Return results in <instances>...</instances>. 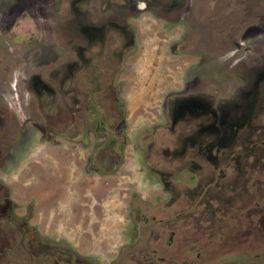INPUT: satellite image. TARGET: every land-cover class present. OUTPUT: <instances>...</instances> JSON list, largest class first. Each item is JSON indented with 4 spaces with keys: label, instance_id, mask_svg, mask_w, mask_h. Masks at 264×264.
Instances as JSON below:
<instances>
[{
    "label": "rangeland",
    "instance_id": "1",
    "mask_svg": "<svg viewBox=\"0 0 264 264\" xmlns=\"http://www.w3.org/2000/svg\"><path fill=\"white\" fill-rule=\"evenodd\" d=\"M162 1L150 7L159 8ZM166 1L171 7H166L164 21L149 11H138L137 17L133 11L125 18L135 36L116 74L119 121L106 101L105 111L94 106L97 116H91L83 140H76L79 135L71 128L68 137L66 116L59 120L63 106L45 95L32 100L33 88L23 89V82L18 92L23 89L25 104L0 105V148L4 156L17 157L0 164V214L5 212L0 216V264H264V84L247 89L248 96L241 94L247 72L264 67V0H217L214 5V0ZM62 4L68 7L62 0H0V89H9L8 74L16 66L23 63L30 74L29 67L40 62L38 55L48 67H60L55 62L60 29L67 26L75 34L77 29L71 21H51L69 14ZM105 6L107 11L115 8L113 3ZM47 42L52 46L46 47ZM46 77L51 79V73ZM43 85L57 90L53 82ZM253 89L260 90L253 94ZM185 96L212 104L215 113L240 104L238 121H233L239 126L232 139L223 138L218 151L209 149L212 158L198 162L194 174L187 170L186 158L173 164L181 170L160 177L146 168V160L164 171L175 163L164 160L168 152L179 158L198 153L180 126L168 128V102ZM117 127L121 134L114 132ZM98 130L115 143L97 146L103 136L97 137ZM113 146L122 152L118 155ZM42 150H52L48 163L65 161L71 167V180L85 176L91 187L99 183L108 192L110 205L102 207L101 218L88 219L86 230L99 225L88 250L87 238L56 234L54 218L47 224L38 215L43 210L31 211L39 189L25 193L18 187L24 172L28 181H38L40 176L24 165L38 161ZM58 150L65 154L56 155ZM79 183L85 192L90 188L88 181ZM27 195L32 201L25 200Z\"/></svg>",
    "mask_w": 264,
    "mask_h": 264
},
{
    "label": "flooded vegetation",
    "instance_id": "2",
    "mask_svg": "<svg viewBox=\"0 0 264 264\" xmlns=\"http://www.w3.org/2000/svg\"><path fill=\"white\" fill-rule=\"evenodd\" d=\"M98 1V4L95 5L93 0H62L68 7H64L63 4L62 6L68 10L69 14H63L61 19L51 21H71L72 28H74L73 25L76 23L77 29L76 34L74 29L71 30V33H74L73 35L69 33L67 26L66 29H60L59 36L56 40V46H58L60 55L56 56L55 60L56 64L60 67H48V61L42 62L39 57L40 55H38L39 53L34 52L33 56L37 57L38 55L37 58L40 62L32 68L29 67L30 74H26V68L23 63L11 69L10 74H8L9 89L6 91L0 89L1 106L10 104L9 102L25 104L22 100V94L24 95L23 89H29L30 91L31 87L34 92L30 97L32 100L39 102L42 95H45L54 105L58 106L59 104L67 109L65 114L63 107H60L63 113H61L62 116L59 117V120L64 119V115L66 116V124H63L66 130L65 134L72 138L69 133L71 129H73L74 133L79 135L76 137V140L79 138L81 140L84 139V129L86 125H89L91 116L92 118L97 116L95 105L101 106L105 111L107 107L105 102L107 101L109 109L112 108V111L109 112L110 115H113L116 121L120 120L121 114L119 110H121V101L117 93L118 86L115 85L116 74L122 66L123 61L132 51L133 38L135 36L133 25L126 23L125 18L133 11H135L134 14L138 11H149L153 13V15L160 13L157 16L162 18L166 11V7H171V4L163 0L159 8H152L150 4L155 3V0H115V2H112L115 5L114 10L110 9L107 11L109 7L105 6V3H108V5L112 3L106 0ZM216 1L217 0H214L211 5H214ZM176 5L177 4H174L173 6L174 10L177 9V7L175 8ZM67 15L68 17L65 19ZM135 16L137 17V14H135ZM163 19L164 18H162V21H164ZM81 21H83L82 24H80ZM150 27L152 28L153 25L151 24ZM158 29L161 32H166L164 27H159ZM13 37L15 40L22 38V36ZM55 38L56 35H54L49 42L53 41ZM45 45L48 48L52 46V44L48 42ZM189 51L190 50H188V52ZM225 51L227 52V50ZM60 58L61 60L59 61ZM48 69L51 70V72L48 71ZM50 73L51 79H48L46 76ZM26 77L29 78L26 79ZM246 79L247 84L243 81L245 85L243 84L241 90L243 96H248L247 89H251L254 85L258 88L263 87L264 67H262L260 71H254L253 73H249L248 71ZM44 81L55 83L57 85V90L53 87L51 88L43 85ZM21 82L24 83L22 85L23 89L21 92H18L19 89L22 88L19 84ZM259 90L260 89H253L252 93L257 94ZM234 96L235 95H232V97ZM57 98H59V100ZM57 101L59 103H57ZM68 103H70V108L68 107ZM20 104H18V106ZM168 104L169 114L166 115L168 128L173 130L175 127L180 126L183 132H185V136H189L187 144L194 143V147L198 152H196L197 156L179 158L173 156V152H168V156H166L167 158H164V160L166 162L170 161L175 163H169L168 168H165L164 171L155 167L147 160L144 163L150 172H155L160 177H164L168 174L171 176L172 171L181 170L182 168L174 165H179L181 161L184 162L183 160L188 158L189 161L185 163L190 165V167L187 166V170H189L190 173L192 172L191 174H194L193 167H196L198 162L212 158L207 152L211 153L210 150L218 151L221 146L225 145V143H223V138L234 134L233 132L236 131L235 127L239 126L235 123L238 121L237 115L241 111V105L233 102L229 110L217 107L220 110L219 113H215L212 109V104L201 101L196 96H185L180 99H174L168 102ZM76 109L78 110L74 115ZM89 112H91V115ZM233 121H235V123ZM98 131L101 132V130ZM121 131L122 130L117 127L114 132H119V134H121ZM100 132H97V137L102 136L101 134H103V136L101 139L98 138L97 146L103 143L109 146L114 142L113 139L106 136V133ZM232 137L233 135L230 139H232ZM15 139L16 137L13 143H16ZM230 139L228 142L232 143ZM114 147L115 146H113V148ZM148 149H151V147H148ZM67 150L71 151V148H67ZM115 152L119 155L122 152L121 148L115 149ZM171 153L172 155H170ZM16 158V154L4 156V151L0 148V164L2 160L14 161ZM85 163L88 162L85 160ZM164 184H167V182L164 181ZM2 193L3 197H5L7 192L2 190ZM8 204H10L9 200L5 205ZM4 213L5 212H2L0 216L4 217ZM8 218H10V216H8ZM28 243H32L31 239H29ZM39 247L41 248V244H39ZM53 263L56 264L55 262Z\"/></svg>",
    "mask_w": 264,
    "mask_h": 264
},
{
    "label": "crops",
    "instance_id": "3",
    "mask_svg": "<svg viewBox=\"0 0 264 264\" xmlns=\"http://www.w3.org/2000/svg\"><path fill=\"white\" fill-rule=\"evenodd\" d=\"M49 151L50 152H47V150L39 151L38 161L36 158L33 161L29 160L24 165L26 167H28V165L30 166L27 170L35 171L32 174H38L40 176L39 179H37L38 181H28L26 178L28 173L24 172V178L19 180L18 187L25 193L30 191L35 192L39 189L40 195L36 193L37 197H34L32 194L34 205L32 204L31 211H35L34 208L41 212L43 210L45 214L38 212V215H42L41 218H45L47 224L54 218V225L59 228L56 234L66 233L67 231V233L70 232V238L72 237L70 234L73 235L72 239H74L75 235L78 236V239L79 237L83 240L87 238V242H85L86 247V244H89L91 241L95 242L94 236L98 233L99 229V225H94L93 229L89 230L90 232L86 230L89 223L88 219H90L91 215L95 219L101 218L102 207L110 205L106 198L108 192H105V187L101 186L99 183L91 187L89 178L85 176L80 177L76 181L72 179V181V174L69 177L71 167L69 169L65 161H63L62 164H54L52 161L48 163L46 161L50 158L46 155L50 154L52 150ZM60 153L65 154L63 150H58L56 155L59 156ZM84 181H88L90 187L86 192V186H84V190L78 188L79 185H83L79 182ZM74 191L78 195L76 198H74ZM32 199L30 200L29 195L25 198V200L30 201H32ZM34 216L37 218L36 215ZM79 221L81 224L84 223L81 227H78ZM45 227L46 224L44 226L42 225V228ZM81 232L82 234L79 235ZM82 250L85 252L84 248ZM86 250H88V246ZM83 251L79 252L83 253Z\"/></svg>",
    "mask_w": 264,
    "mask_h": 264
},
{
    "label": "trees",
    "instance_id": "4",
    "mask_svg": "<svg viewBox=\"0 0 264 264\" xmlns=\"http://www.w3.org/2000/svg\"><path fill=\"white\" fill-rule=\"evenodd\" d=\"M66 260H68V261H69V258L67 257V258H66ZM74 260H75V261H74V263H75L77 259H74ZM67 264H70V262H69V263H67Z\"/></svg>",
    "mask_w": 264,
    "mask_h": 264
}]
</instances>
